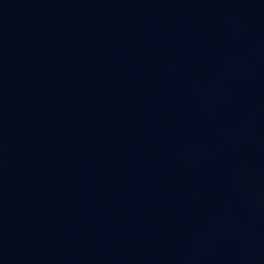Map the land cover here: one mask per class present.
<instances>
[{"label":"water","instance_id":"water-1","mask_svg":"<svg viewBox=\"0 0 264 264\" xmlns=\"http://www.w3.org/2000/svg\"><path fill=\"white\" fill-rule=\"evenodd\" d=\"M264 69V0H0V108L151 99Z\"/></svg>","mask_w":264,"mask_h":264}]
</instances>
